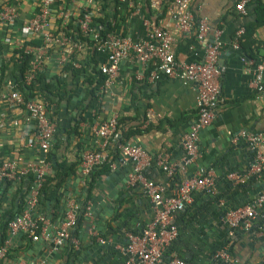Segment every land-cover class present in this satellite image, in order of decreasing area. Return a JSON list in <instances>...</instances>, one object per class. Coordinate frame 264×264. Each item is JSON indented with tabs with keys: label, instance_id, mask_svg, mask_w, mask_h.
<instances>
[{
	"label": "crops",
	"instance_id": "1",
	"mask_svg": "<svg viewBox=\"0 0 264 264\" xmlns=\"http://www.w3.org/2000/svg\"><path fill=\"white\" fill-rule=\"evenodd\" d=\"M7 1L11 2V0H0V4ZM145 1H149V6L144 9L148 15L151 11V19L136 9L125 19L122 26H118L117 34H124L123 36L137 42L147 40L151 28L159 27L169 30L174 38L172 52L175 58L188 63H203L206 46L215 41L221 44L218 63L225 68V71L219 77L220 102L215 110L213 122L199 134L200 158L196 163L183 168L179 167L186 156L181 140L197 118L195 84L184 86L178 80L165 78L154 83L137 81L135 79L137 74L149 73L154 69L155 64H142L136 60L123 59L119 63L118 74L112 83L104 87L101 96H96L93 100L89 96V90L81 81L73 80L70 75H61V67L58 64L59 50L50 52L48 49L42 74L48 82L53 83L56 79L63 78L58 87L59 91L55 92L54 104L49 114L52 116V111L56 110L53 115L55 118L56 114L62 115L60 119H57L58 124L62 120L66 122L67 118L73 119V114H76L81 121L74 127L66 122L65 132L61 130L59 134L53 136L52 153L45 157L46 161L49 158L47 177L54 176L57 167L64 162L66 165L59 188L54 189L58 181H53L42 205L35 204L34 206L44 217V224L39 232L34 234L38 240L35 241L32 236H25L21 233L11 235L7 230L8 220L26 211H30L31 214L34 209L28 208L34 175L29 174L19 179L0 183V243L5 235L6 240L3 246L7 248V253L0 260V264H87L86 261L79 260L76 252L79 251L80 254L90 252L98 242L91 237L90 230L87 229L88 223L85 220L79 227L72 230V238L80 243V247L75 248L71 241H66L55 249L53 239L67 220L69 203H77L78 198L83 196L84 187L79 181L82 176L79 154L96 147L92 127L113 117H117L118 121L125 119L126 131L131 128L138 132L130 136L125 144L141 148L150 158L152 165L146 169V175L155 184L164 187V196L170 195L174 188L182 182L198 177V172L201 171L213 176L217 192L222 189L225 197L232 198V191L229 188L237 186H233L227 176L231 173L245 174L249 169L246 165L251 166L254 163L255 154L249 147L235 156L233 153L236 150H231L233 147L231 142L241 131L263 134L264 138V96L258 94L251 85L258 74L264 82V24L256 27L254 31V38L262 43L261 47L250 46V49L246 46L245 51L241 49V46L238 49L233 47L234 35L240 26L255 23L257 20L253 6L244 16L234 9L235 0H188L190 11L196 21L207 20L209 26L204 38L199 41L194 30L191 32L176 31V22L168 13V7L173 0ZM11 3L18 4L19 20L15 26L17 30L11 33L17 38L22 21L32 18L37 10L32 0H15ZM92 4V2L89 3L90 6ZM55 27L56 23L51 24L52 30ZM7 36L6 29L0 28V165L1 161L11 159L16 161L18 166L25 168L28 165L37 164L38 160L43 158V154L39 151L36 141V122L25 109L11 105L6 99L12 92V89L7 86L8 81L17 87L22 84L19 75L23 76L18 55L15 50L5 44ZM244 43L248 45L246 41ZM25 46L31 50L28 55H33L34 58L38 47L29 44ZM69 46L73 48L72 45ZM98 55L99 68L107 63V54L98 52ZM79 88H82V91L79 92ZM54 91H57L55 87ZM132 96H135L136 108L131 105ZM63 102L67 104L66 112L63 106L61 107ZM76 126H78L79 134L72 132ZM261 153L264 156V143ZM161 155H167L170 162L178 166L177 181L155 166L156 159ZM120 167L119 173L114 176L107 175L110 169L102 174H95L89 207L92 205L91 198L95 193L97 182L101 185L97 195L102 193L105 196L113 191L118 196L123 194L122 188L116 190L121 184L125 171L123 165ZM51 171L54 173L51 174ZM244 187L241 195L248 194V191L255 195L259 191L263 192L264 175H257ZM126 189L134 191L132 200L136 206L131 205L135 208L139 219L149 223L154 214L151 199L144 194L141 186L131 188L127 186ZM28 196L29 199L26 200ZM254 196L250 198L253 199ZM207 197V192L204 190L196 191L193 194L192 203L187 205L184 212L176 215L174 222L178 229V236L171 243L168 255L174 254L184 258L186 253L201 251L204 241V244H207V239L199 240L200 237H204L202 233L204 228L198 230L197 234L191 226L194 218L199 216L200 218L203 216L204 219L208 218L206 215V207L209 204ZM235 199L241 201L239 196ZM103 202H105V197H101L98 203L100 213L104 210V205L101 204ZM261 213L264 214V207ZM217 216L216 213L211 215L215 221L214 227L207 232L208 236L212 235L213 239L222 231L217 225L219 223ZM137 228L138 224H135L133 231L136 233ZM97 233L103 238H108L98 231ZM230 236L234 239L217 254L227 252L232 259V264H264V218L258 216L252 221L250 230L239 229ZM192 238H195V242H191ZM108 239L112 240L111 237Z\"/></svg>",
	"mask_w": 264,
	"mask_h": 264
},
{
	"label": "built area",
	"instance_id": "2",
	"mask_svg": "<svg viewBox=\"0 0 264 264\" xmlns=\"http://www.w3.org/2000/svg\"><path fill=\"white\" fill-rule=\"evenodd\" d=\"M21 1V0H19ZM35 3L36 14L29 20L22 21L21 30H18V37L15 38L11 33L18 24L19 11L18 4H12L7 1L0 4V28H5L8 36L5 44L17 52L19 60L22 55L29 54L30 49L26 48V41L39 39L42 45L36 49L35 57L28 64L23 74L22 84L31 86L38 76L43 72L44 61L46 59L48 48L52 45L60 47L58 64L62 69L68 62L66 47L72 45L77 50L81 45H74L64 34L56 37L59 28L68 25L71 19L77 20L80 30L85 34H92L94 40L102 39L98 32L92 30L93 19L99 10L98 7L89 5L91 0H32ZM127 4L130 8L134 6L131 0H119ZM254 0H235L234 9L246 16L247 10L251 8ZM18 2V1H17ZM139 10V9H137ZM138 13V12H136ZM168 13L175 20V29L178 32L195 31L197 40L201 41L209 30L207 20L196 21L192 15L188 0H173L168 7ZM56 23L54 30L51 24ZM112 26L116 22L111 19ZM149 25V24H148ZM15 28V29H14ZM20 32V33H19ZM219 33V32H218ZM245 34V27L235 32L233 47L240 48V42ZM174 41L171 31L164 28H151L147 40L132 41L129 37L120 34L108 33L103 38L102 43L97 47L98 52L107 54V63L99 66V70L107 77L104 87L110 85L118 74L119 63L123 59L136 60L142 64L153 63L154 69L146 74H137L136 80L148 83L158 82L162 79L178 80L184 86L195 84L197 89L196 98V121L191 125L190 130L184 134L181 144L186 153L181 168L196 163L201 154L198 141L200 132L209 127L215 118V110L220 102V84L219 77L225 71L218 63L221 44L217 41L206 46L203 63H188L179 61L172 52V43ZM76 69L80 64L76 63ZM252 88L258 94L264 96V82L258 74L252 82ZM7 86L12 89L8 94L7 101L13 106L25 109L30 117L36 122V141L39 151L43 158L38 160L35 165H28L23 168L18 166L17 162L11 159L1 161L0 165V183L19 179L26 175H34V185L31 190V198L28 202V208L33 209L42 185L46 181V175L49 171V163L45 160L46 155L52 148V139L57 130V123L49 114V105L45 101L29 100L27 101L21 94L18 86L8 81ZM104 87L100 89L97 96H101ZM1 90V86H0ZM118 119L113 117L105 122L92 127V133L95 137L94 149L84 150L80 154L81 174L84 176L82 186L85 187L90 175L105 164L110 165V169L116 167V160L121 157V165L132 162V169L128 175L126 185L128 187L141 186L144 194L151 199L154 217L145 226L141 236L137 233H128L129 244L126 248L117 247V249L129 255L126 264H189L185 259L176 255H168L171 243L178 236V229L175 225V217L178 213L185 211L187 205L192 203L193 194L198 190H204L207 193L216 194V185L212 175L198 172V177L182 182L168 196H164V187L155 184L146 175V169L152 165L150 158L135 145L120 143V135L117 130ZM245 143L255 154L254 164L245 174L231 173L227 176L233 186H244L252 181L257 175H264V156L261 148L264 143L263 134L239 132L232 143ZM115 143L116 145H114ZM114 145L118 150L116 160L111 161L110 146ZM155 166L165 172L168 176L178 169V166L172 164L167 155H161L156 159ZM264 207V191L248 203L238 209H231L226 214V223L230 229L229 234L233 235L236 230H250L252 221L258 216L264 218L261 209ZM90 207L85 208L84 217L89 216ZM76 202H70L68 205L67 220L62 224L56 237L53 239L54 248L62 246L64 242L71 241L75 248L80 247V243L72 238V230L77 227ZM44 217L38 215L33 218L29 212L15 217L7 224V230L11 235L23 234L32 236L33 240H38V226L44 224ZM34 235V236H33ZM90 235L98 243L104 244L106 238L98 235L94 229L90 230ZM7 253L6 246L0 247V260ZM221 258L232 264V259L227 252H220L216 258Z\"/></svg>",
	"mask_w": 264,
	"mask_h": 264
},
{
	"label": "trees",
	"instance_id": "3",
	"mask_svg": "<svg viewBox=\"0 0 264 264\" xmlns=\"http://www.w3.org/2000/svg\"><path fill=\"white\" fill-rule=\"evenodd\" d=\"M15 0H11V2H14ZM92 3L94 4V7H98L99 10L97 11L96 16L93 19V23L91 25L92 30L96 31L99 33L100 37L102 39L100 40H94L92 37V34H85L83 33L77 23V20L82 17V14L78 17V19H71L70 23L66 25L63 28H59V30L56 32V37H59L60 34H64L67 36L70 40L71 43L74 45H81V49L77 50L76 48H71L70 46L66 47V53L68 55V62L64 65L62 69V75H70L73 80H78V82H82V84L89 90V96L95 100L97 93L100 92V89L104 87L105 82L107 80V77L102 74V72L99 70L98 65L100 59H98V51L97 47L102 43L103 38L108 33H115L117 34V29L118 26H122L125 22V19L131 14L134 13L136 9H139L141 14L145 15L148 19H151V11H149L148 14H146V9H144L146 6H149V1L145 0H131L134 4L132 8H130L127 4L121 3L119 0H91ZM172 1V0H171ZM254 6V12L256 14L257 20L255 23H248L245 24V34L240 42L241 49L245 51L246 46L251 49L250 46L254 47H261L260 42L256 41L254 38V31L255 28L264 24V3L263 0H254L251 7ZM125 10V11H124ZM129 11V12H127ZM113 19L116 22L115 26H112L110 23V20ZM161 19V18H159ZM124 34H122L123 36ZM247 42L248 45H246L244 42ZM29 44L33 47H40L42 45V42L39 39H32L26 45ZM50 52H53L54 50H59L60 47L56 45H52L49 48ZM16 54L20 53L22 54L23 52H17L15 51ZM33 59V55H22L21 61H20V67H21V73L22 75L24 74L25 70L28 67V64L30 61ZM78 63L80 64V68L76 69L75 64ZM81 78H83L81 80ZM62 77L58 78L55 80V83L53 82H48L47 79L44 77V75L40 74L38 78L34 81V83L31 86H24L23 84L18 85V89L20 90L22 96L27 100H36V101H45L49 105V109L52 108L54 104V98L56 93L59 91ZM54 87L57 89V91H54ZM136 100L135 96H132V107L136 108ZM53 116V115H52ZM51 118L58 122L55 116ZM125 120V119H124ZM124 120H119L118 121V133L120 135L119 142L120 143H125L129 139L130 136L137 134L138 132L136 130H131L129 128L128 131L125 130V124ZM81 121V120H80ZM79 124V122H78ZM77 124V125H78ZM59 129V124L57 123V130L55 135L60 133ZM72 132L75 134H79L78 132V126H76L74 129H72ZM116 145L115 143H113ZM113 145L110 146V152L111 156H113L111 161H115L117 156H118V150L116 147ZM55 149V148H54ZM52 151L48 153L50 155ZM79 159H80V154H79ZM49 162V158L47 159ZM65 165L66 163L64 162L60 166L57 167V170L55 172V175L50 177L46 176V181L42 185V188L39 192L38 200H37V205H42V201L46 199L48 193H49V188L51 187V183L53 181H58L56 183V187L54 189H58L59 184L62 181L63 174L65 173ZM110 169L109 164H105L104 166L96 169L91 175L90 179L87 181L86 186L84 187V192L83 196L81 198H78L77 200V205H78V210H77V227H79L82 222H84V213H85V208L87 207L89 201H90V196H91V191L93 187V182H94V176L95 174L99 175L104 172H107ZM179 177V174L176 172L171 176L172 179L177 181L176 179ZM38 215H41L36 208H34L31 212V216L33 218H36ZM13 219V218H11ZM10 219V220H11ZM8 220V221H10ZM8 224V222H7ZM42 225L40 224L38 226V231L41 229ZM6 228V227H5ZM130 233L135 234L136 232L130 231ZM6 240L5 235H3L2 241L0 243V247L3 246L4 242Z\"/></svg>",
	"mask_w": 264,
	"mask_h": 264
},
{
	"label": "water",
	"instance_id": "4",
	"mask_svg": "<svg viewBox=\"0 0 264 264\" xmlns=\"http://www.w3.org/2000/svg\"><path fill=\"white\" fill-rule=\"evenodd\" d=\"M254 10V6H253ZM139 62V61H137ZM19 79L22 81L23 76L19 75ZM7 81V78L5 82ZM78 91H82V88H79ZM63 106V110L66 112L67 110V104L63 102L61 104V107ZM56 113V110H53L51 115H54ZM66 115V114H65ZM62 117L61 114H56V119H60ZM80 121V118L76 116V114H73V119L67 118L66 122H69V126L74 127L78 122ZM64 120L60 121V130L62 132H65V123ZM67 126V128L69 127ZM232 143V142H231ZM232 151L236 150L235 153H233V156L238 155L239 153L243 152L244 150L248 149V146L239 141L237 143H232ZM250 149V148H249ZM232 155V154H231ZM43 157V156H42ZM121 157H119L116 160V169H110V171L107 173V175H117L119 173V169H121L122 162L120 161ZM254 164V163H253ZM252 164V165H253ZM251 165V166H252ZM125 168L123 178L121 181V184H119L116 188V190L121 189L124 191L122 195L118 196L114 191L108 192L105 196L103 194L97 195L100 188V182H97L95 193L93 197L91 198L92 205L89 209V216L84 217L85 222H87V229L91 230L94 229L98 231L101 235L105 237H111L112 240L110 241L108 238H106V242L104 244L96 243L92 250L90 252L80 254V252H76L79 255V260H84L87 262V264H109L110 262L112 264H125L129 258L128 254H125L124 252H121L117 249V247H123L126 248L129 244V240L127 238V234L130 231H133V227L135 224H138L137 228V234L138 236H141L144 227L148 224V221H141L139 219L138 214L135 212V208L131 205L134 204L136 206V203L132 200V196L134 194V191L127 188V179L128 175L131 172L132 169V162L129 161L128 163L123 165ZM249 169L251 166L246 165ZM248 169V170H249ZM82 171V168L80 172ZM247 171V170H246ZM51 174L54 173V171L50 172ZM84 176H81L79 178V181H83ZM142 188V187H141ZM244 186H237L235 188H229L232 191V198L228 193V198L225 197V194H223V190L220 189L216 194L207 193V199L209 201V204L207 205V211L206 215H208V218L204 219L203 216L194 218L192 220L191 226L195 233L198 234V230L201 228H204V231L202 232L204 234V237H200L199 240H205L207 239V244L205 245L204 242L202 243L203 248H201V251L196 252L195 251L191 254H185L184 258L185 260L189 261L191 264H228V262H225V260L221 258H216L217 252H219L223 247L231 242L234 237L230 236L229 232L230 229L228 228V225L226 223V214L231 209H238L239 207H242L246 203H248L251 200V196H254L255 194L253 192L248 191V194L241 195V193L244 190ZM239 190L241 191L239 193ZM76 193L78 191L76 190ZM261 194L259 191L254 197H257ZM240 197V200H236V197ZM101 197H105V202L101 203L104 205V210L100 213L98 212L100 206L98 203H100ZM29 199V196L26 198V200ZM100 213V214H99ZM218 214V227L222 230L221 233L217 234V237L213 239L211 237L212 235L207 234V232H210V230L214 227V220L211 218L212 214ZM102 214V215H101ZM101 215V216H100ZM154 217V214L152 215V218ZM223 232V233H222ZM195 242V238H192L191 242ZM112 253H111V252ZM89 255V256H88ZM83 261V262H84Z\"/></svg>",
	"mask_w": 264,
	"mask_h": 264
},
{
	"label": "clouds",
	"instance_id": "5",
	"mask_svg": "<svg viewBox=\"0 0 264 264\" xmlns=\"http://www.w3.org/2000/svg\"><path fill=\"white\" fill-rule=\"evenodd\" d=\"M50 110V109H49Z\"/></svg>",
	"mask_w": 264,
	"mask_h": 264
}]
</instances>
